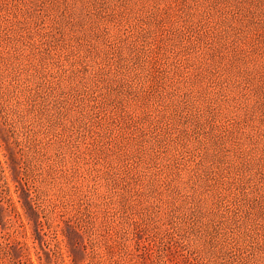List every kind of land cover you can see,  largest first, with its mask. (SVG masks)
I'll use <instances>...</instances> for the list:
<instances>
[{"label": "rangeland", "instance_id": "1", "mask_svg": "<svg viewBox=\"0 0 264 264\" xmlns=\"http://www.w3.org/2000/svg\"><path fill=\"white\" fill-rule=\"evenodd\" d=\"M9 241L4 264H264V0H0Z\"/></svg>", "mask_w": 264, "mask_h": 264}, {"label": "trees", "instance_id": "2", "mask_svg": "<svg viewBox=\"0 0 264 264\" xmlns=\"http://www.w3.org/2000/svg\"><path fill=\"white\" fill-rule=\"evenodd\" d=\"M27 204H28V206L30 208V211L35 214V207L32 206V204H31V202L29 200H27ZM14 213L18 217L19 226H23L24 227L25 223L20 218V213L15 208H14ZM26 219H27L26 224H29V219H28L27 216H26ZM36 224L38 226L42 227V223L40 221H37ZM33 225H34V228H35V220L33 221ZM11 235H12V233H9V232L6 233L7 237H10ZM60 241H63V239H60ZM13 242H15L16 244L20 243L18 240L17 241H13ZM9 243H10V241L9 242H4V243L0 242V264H4V258L6 256V253H8L7 250L9 248V246H10ZM149 254H150V252H149ZM103 262L104 261H102L101 259H96L95 258L94 260H91L88 264H103ZM12 264H27V263H26L25 260H20L19 259V261L15 262V263H12ZM28 264H32V263H28ZM113 264H118L117 259L113 260Z\"/></svg>", "mask_w": 264, "mask_h": 264}]
</instances>
